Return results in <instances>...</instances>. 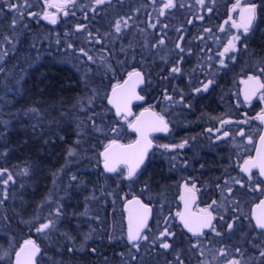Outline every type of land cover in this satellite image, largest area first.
Segmentation results:
<instances>
[{"label":"trees","instance_id":"trees-1","mask_svg":"<svg viewBox=\"0 0 264 264\" xmlns=\"http://www.w3.org/2000/svg\"><path fill=\"white\" fill-rule=\"evenodd\" d=\"M74 1L77 2V0ZM8 2L10 0H0V10H3L4 5ZM144 2L145 33L155 36L157 35L158 21H166V26H169V23L173 21L174 7L163 10V5L167 0H155V2L144 0ZM75 4L77 5L75 2L70 3L68 8H64V11L68 12V16H64L63 13L58 14L59 22L56 24H51L42 18H39L37 23V18L29 15H25V26H22L21 22L16 25L15 29L6 26L4 20H7L8 17L1 18L2 21H0V41L3 40V36L15 37L12 50L6 52L0 60V169H7L15 180V183L9 182L7 186L0 183V200H3V203L0 204V234L15 236L18 240L17 244H20L22 239H33L43 246L44 251L45 246L42 244V240L36 239L34 236L35 222L25 220L33 202L43 198L46 193L50 194L52 191L50 187H54L52 183H49L48 169H50V175L63 173L62 169L68 163L62 160L70 148H76L80 158L77 164L72 163L73 159H71V165H77L73 167L78 170L90 168L95 164L94 169L100 167V152L105 143L119 138L116 133L112 132L111 122L115 121V116L107 104L108 92L114 85L121 82L128 72L135 68L147 72L148 66L155 61L148 57L150 51L147 49L151 48H146L148 44H144L141 34H136L131 50L117 48L118 45L120 46V41L121 44H125V39L128 36L131 37L130 34L124 33L123 25L120 33L115 32L114 22L121 18L126 19L124 12L126 5L122 3V0H110L102 5H97L93 0L91 5H87L84 12L79 14V18L74 10ZM41 6H43L42 1ZM162 10L164 15H160ZM43 12L44 10L40 13ZM160 23L158 22V24ZM151 24H155L156 27H151ZM77 25L84 26L81 32L77 30ZM89 31L92 33V37H89ZM161 31H165V28H162ZM80 33L86 34L83 38V49L87 47L93 49L90 56L94 62L90 66L94 74L87 76V79H92L91 83H88L87 80L83 82L81 78V71L85 68L83 65L81 67L78 61H82L85 57L79 52L81 46L76 35ZM103 34L120 36V40L113 42ZM97 35L102 43L95 41L94 37ZM115 54H117L116 57ZM153 65H157L156 62H153ZM151 76L154 74L147 76L148 83L144 93L156 97L157 76L154 78ZM96 90L102 92L103 100L95 105L96 108L92 103L91 105L84 104L81 108L78 102L93 97ZM34 108L38 110L37 113L31 111ZM104 112L108 114L106 119L101 118ZM89 117H92L99 130L90 127ZM21 119H24V131L18 126ZM109 119L110 121H105ZM77 127H79V131L76 130ZM59 137H63V139ZM19 138L22 139L21 143H17ZM78 140L79 144L76 143ZM45 141H49V143L46 144ZM13 142L16 143L14 145L20 146L18 148L10 147L9 144L11 145ZM25 159L27 162L21 165V168L31 169L32 173L23 175L22 171L14 172V163ZM68 168L72 170V166ZM68 173L72 174L71 171ZM68 173L66 171L65 174L67 181L71 177L67 176ZM4 178L6 177H0V180ZM65 183L66 185L71 183L73 186L75 184L71 181ZM74 191L73 188L72 191L69 189L72 199L76 193ZM16 193L21 201L12 202L11 197ZM71 203L74 204L72 200ZM107 216L105 211L99 215L100 218L105 217L106 221ZM65 217L67 218V216ZM65 223L67 221L64 222V225ZM64 225L59 224L60 232ZM123 226L122 222V235L118 243L108 242L106 239L95 240L92 243L94 247L98 242V247L95 248L98 249L99 255L78 253L75 256H70L65 252L61 255V261L67 264H98L99 259L102 260L103 257L110 256L111 262L119 264L122 263L121 253H124V256L129 255V257L131 254L136 257L137 255L142 256L143 253L149 256L154 248L149 246L147 250L145 247L143 249L142 243L140 253H137L124 237ZM66 227L69 230V226ZM182 243V241L177 243V246L181 247L174 253L172 251L174 249L164 251L166 256L170 254L169 257L172 260L167 259L162 263H174L176 252L180 253L184 263H192L194 253ZM51 246L53 249L54 244ZM57 250L58 247L55 251ZM55 257H58V254L54 256V259Z\"/></svg>","mask_w":264,"mask_h":264},{"label":"flooded vegetation","instance_id":"flooded-vegetation-1","mask_svg":"<svg viewBox=\"0 0 264 264\" xmlns=\"http://www.w3.org/2000/svg\"><path fill=\"white\" fill-rule=\"evenodd\" d=\"M41 1L44 11L55 13L57 18L59 13L64 14V10L58 7L48 8L44 0ZM256 1L249 0L248 3L254 2L257 5ZM49 2L63 4L64 0H49ZM74 2L77 3L74 6V10L79 18V14L84 12L85 7L91 5L93 0H77V2ZM122 3L126 5L124 12L129 25L124 28V33L144 34V0H122ZM237 3L239 6L235 11H231V6ZM69 4H67L66 8L70 6ZM246 4L242 3L241 0H229L225 4L228 10H221L216 17L217 20L214 21L208 20L211 16H203L202 13L197 16L189 14L187 19L190 26L185 32L182 30L184 33L182 35H184L183 42L186 45L184 50L189 51L190 55L187 57L181 56V73L175 76L170 73V68L175 66L178 59L181 58L175 55L174 51L176 49L173 46L170 47L171 51L168 52L167 56L157 57V96H148L143 90L145 102L136 106L134 110L137 116L143 109H154L165 117L169 130L167 133L152 135L156 146L150 153L146 164L133 181L125 178L122 180V184L125 182L127 184L130 182L133 184L138 183V188L135 190H128L126 188L127 185H123L125 196L122 197V201L117 206L124 225L125 238L127 237V225L124 203L136 196L153 208L154 216L149 229L152 230L158 220L162 222L165 217H169L172 225L171 230L175 231L178 238L173 246H177V243L185 240L197 242L195 237H191L184 232L178 218L171 219L177 211H183L184 209L180 196L184 194L183 185L186 182L189 186L194 183L197 189L195 193L196 200L192 208L194 212L198 208L207 207L214 200L217 205H222V207L213 206V214L217 216V220L213 221V223L216 224L217 231L223 233V236L218 237L211 230L206 231V236L202 238L201 245H204V243L207 245V240L211 238L216 244L220 242V245H223L225 242L228 232L217 223L219 215H223L227 222H231L229 220L230 216L238 215L242 225L243 221H247L251 233L261 234V231L255 227L252 221L251 212L252 206L264 197V193L252 191L251 186L259 183L262 179L257 171H252V180H249L248 174L241 171V168L243 162L254 155L258 139L263 131V125L257 117L264 112V100L260 99L261 93L251 101L245 100L244 90L246 86L244 83L241 85L240 75L237 100L234 98L235 94L226 93L227 85L230 83V77L226 72L236 71L237 74L242 71L253 72L258 61V43L256 38V34H258L256 32L258 9L257 21L247 36L243 35L242 29L238 30L232 26L233 22H240V12ZM187 7L190 6L187 5ZM207 13L210 12L207 10ZM129 17L131 19H128ZM199 17L203 18L200 19ZM225 21H228V23H225ZM57 22H59V19H57ZM221 28L224 30L221 31ZM157 29L160 30L157 35L161 40L163 39L162 33L164 31H161L159 27ZM234 35H241V40L237 45L240 50L235 53L236 60L226 59L227 68H222L219 64L220 57L217 54L223 51L227 41ZM245 43L248 45L247 49L243 47ZM228 55H232V53ZM134 70H140V68H135ZM209 71H221L223 73L217 79V82L214 81L213 85L210 86L208 92L195 93L193 91L194 88L200 87L201 82H207L210 79L209 75L211 72ZM226 74L228 78H226ZM260 79L264 81V76ZM165 92L172 96L171 101L165 99ZM181 94L184 96L183 103L180 102ZM186 104H191V107H186ZM222 120H231L232 123L221 125L220 122ZM123 121L127 124V131H130L128 123L133 120ZM244 121L247 122L244 123ZM208 129H212V131L209 132ZM216 129H220V131L217 132ZM224 131H228L229 135L227 137H223ZM241 131L244 132L243 136L239 134ZM129 133L133 137L132 141H134L136 138L135 134L131 131ZM217 137L222 138L217 139ZM249 137L251 138V143L249 142ZM123 140L121 142L124 144L132 142L126 139ZM185 140H187V144L183 148L162 147V145H179ZM121 170H123V166H121ZM95 173L98 178H101V174L104 178H116L119 176L118 173L109 175L104 172L101 152L100 167L96 168ZM234 179L240 180L244 186L241 187L239 184H235L233 182ZM225 181H227V184H225ZM145 185H147L148 189L152 188L155 191L156 200H149L140 192V188H145ZM217 185H220V187H217ZM228 187L232 188L230 196L227 192ZM261 188H264V184H261ZM106 191L109 194V189ZM108 197L110 198L109 195ZM234 200L239 201L238 209L233 203ZM106 203L108 206L106 205L105 212L109 215L108 207L111 206V202L107 201ZM160 205H163L162 210ZM149 229L145 234L149 235ZM238 229L240 230V227L236 228V230ZM236 230L233 234L237 233ZM238 247L241 248V245ZM253 252L256 253L253 255L259 254L258 250L253 249ZM236 255L240 259L241 253H236ZM259 259L262 258L260 257ZM187 264H195V262H187Z\"/></svg>","mask_w":264,"mask_h":264},{"label":"snow or ice","instance_id":"snow-or-ice-1","mask_svg":"<svg viewBox=\"0 0 264 264\" xmlns=\"http://www.w3.org/2000/svg\"><path fill=\"white\" fill-rule=\"evenodd\" d=\"M106 2H110V0H95L97 5H102ZM155 2V0H153ZM46 7H58L61 10L67 7V4L74 3V0H64L63 4L50 3L49 0H44ZM197 3L200 5H204L205 0H197ZM262 4H264V0H262ZM31 5L28 3V0H10L9 8L16 12V16L13 19L12 27L15 29L18 23H21L24 19V9L30 7ZM175 6L174 0H167L164 3V9L173 8ZM239 4H234L232 10L235 11ZM95 11V9H93ZM209 12L212 11L211 8L208 9ZM28 15L31 17L37 18V23L39 22V18L49 21L51 24L57 23V15L55 13H51L48 11L40 12H28ZM64 15L67 16L68 12L64 11ZM160 15H164L163 10L160 12ZM262 15H264V8H262ZM202 19L203 17H199ZM128 19H131L129 17ZM257 21V5L254 2H249L244 6L240 12V22H233L232 26L243 30V35L247 36L250 31H252L254 23ZM228 23V21H225ZM123 27H128V20L121 18L114 22L115 32L120 33ZM151 27L155 28V24H151ZM77 30L80 31L83 29V25H77ZM165 27H167L165 25ZM224 29L221 28V31ZM179 31V30H178ZM210 31V30H206ZM89 37H92V33L89 31ZM3 39L8 43L12 44L15 37L3 36ZM97 43H102L99 35L94 37ZM183 40V37H180ZM241 40V35L232 36L226 43L222 52H219L217 55L220 57L219 64L222 68H227V64L225 63L226 59L235 61L236 56L235 53L240 49L238 48V42ZM59 43V40H57ZM160 45L164 44V40L161 39L159 41ZM71 47V45H69ZM245 49H247L248 45L245 43L243 45ZM176 48L179 49L181 53L185 50L179 43L176 44ZM81 53L87 57L89 61L93 58L88 55V53L82 48L80 49ZM232 53V55H228ZM182 57L178 59L175 66L170 68V73L175 76L176 74L181 73L182 69L180 67V61ZM110 70L114 71V69ZM264 76V68L259 69V75H250L246 80L242 81L245 84L244 90V98L246 101L251 100V98L256 95L257 92H261L260 99L264 100V81H261L260 77ZM145 82L144 73L138 70H133L127 73V79L123 82V85L117 84L112 88L111 96L108 98V103L111 104L115 110L116 115L120 117L122 120L128 121L129 117L133 114L131 112V102L132 100H143L144 97L140 96L136 89L140 84ZM214 81L212 79H208L207 82H201L200 87H196L193 89L195 93L208 92L210 86H212ZM175 91V90H174ZM93 97H89L86 100L79 101V106L83 108L84 104L91 105ZM165 99L171 101L172 96L168 95L165 92ZM180 102H184V96L181 94ZM186 107H191V104H186ZM33 113H37V109H31ZM147 113L151 119L145 120L143 119ZM261 121H264V112H262L258 117ZM89 123L92 124V127L96 130H99L95 121L92 117L88 118ZM247 121H244L246 123ZM221 125L232 123L231 120H222ZM128 127H130L133 131L139 134V139L130 144H121L117 139H112L104 148V151L101 153L103 158V168L108 173H118L125 179L129 181H133L134 178L137 177L141 166L144 165L145 159L147 157L148 151L152 148L153 143L150 138V134L152 132H167L168 123L165 120V117L159 113L152 112L150 109H145V112L141 113L140 116L135 117L133 121H129ZM209 132L212 129H208ZM217 132L220 129H216ZM112 132H117L116 128L112 129ZM241 136L244 135V132L241 131L239 133ZM79 135V133H78ZM229 135L228 131L223 132V137H227ZM63 139V137H59ZM222 137H217V139H221ZM249 142L251 143V138L249 137ZM45 143H49V141H45ZM80 141H77L79 144ZM187 144V140L183 141L179 145H162L164 148H183ZM261 149L257 152L256 158H249L243 162V166L241 171L248 174V179L252 180V169H258L259 175L264 177V136L260 137ZM76 155L75 149H69L68 156L73 157ZM121 166H123V170H121ZM23 175L29 174V169L24 168L22 170ZM0 177H6L0 180L4 186H7L9 182L15 183L14 177L11 172L7 169H0ZM72 180H76L77 177L75 175L71 176ZM235 184H239L241 187L244 185L240 180L233 181ZM227 184V181H225ZM261 184H264V181H260L259 183H255L251 186L252 191H261L264 193V188H261ZM220 187V185H217ZM147 185H145V189ZM184 194L180 196V200L183 201L184 209L183 211H177L174 217L171 219H177L182 223L183 227L187 229L189 233L192 234L193 237L196 238V243L192 245L196 250H200V244L202 243V238L206 236L205 229H210L215 236L222 237L223 233L221 231H217L216 224L213 221L217 220V216L213 214L214 208L222 207V205H217V202L214 200L211 204L204 208H198L196 212H192L190 205L196 200V186L193 183L191 186L186 182L183 185ZM227 192L229 196L232 193V188L228 187ZM6 198V191H5ZM3 203V200H0V204ZM233 203L236 206V209L239 208V201L234 200ZM128 205V229H127V242L131 244V248L135 249L137 252L140 251L141 245L144 242V247L147 250L149 246H152L154 249H160L167 252L170 249H173V244L176 243V233L171 230L172 225L170 223V218L165 217L162 222L160 220L157 221V231L151 232L149 229V233H151L152 238L149 239V235L145 234L144 230L148 228V220L152 215V208L143 203L140 199L133 197L131 200H127ZM161 210L163 209V205H160ZM235 211V209H234ZM64 216L63 205L56 202V207L54 211L50 212L48 217H45L43 222H40L39 219L35 221V231L37 233H41L47 236H53L58 234L59 237H62L64 240L68 241L72 246H65L63 250L60 252V255H63L64 252H67L70 256H75L78 253H87L93 256L99 255V251L95 247H88L87 241L92 239L91 234H87L82 238V243L79 247L76 246L75 238L71 237L67 232L59 231V222ZM229 220L231 222L225 221L223 215H219V220L217 223L221 225L223 229H225L229 235H231L237 227H243L240 223V216H230ZM255 227L261 230V234L264 235V200H261L259 204L256 205V213H255ZM111 239V237L109 238ZM56 240L54 243H58ZM131 252V249H129ZM234 251L236 253H241L242 250L239 247H235ZM41 247L37 242L33 239H28L24 242V245L20 248L18 252L15 253V264H36V257L41 255ZM203 251H200V255L203 256ZM121 257L124 256V253L120 254ZM217 256L223 258L225 264H241V259L233 256L228 247H221L217 250ZM259 256L264 259V249L259 251ZM132 260L136 259V256L133 255L131 257ZM55 264V262H53ZM63 264V262H61ZM104 264H109L108 259L104 257ZM174 264H184L183 260H181L180 253L176 252L174 255Z\"/></svg>","mask_w":264,"mask_h":264},{"label":"rangeland","instance_id":"rangeland-1","mask_svg":"<svg viewBox=\"0 0 264 264\" xmlns=\"http://www.w3.org/2000/svg\"><path fill=\"white\" fill-rule=\"evenodd\" d=\"M176 1H177V5L174 6V9H173V16H172L173 21L169 23V26H167V28L165 27L166 21L164 20L158 21L161 23L160 25L158 24L157 27L161 29L165 28L164 33H162V37L164 40V44H163L164 46L159 44L160 39L158 35L154 36V34L150 35L149 33L141 34V36H143L144 44H148L146 48H149V47L151 48L149 50L147 49V51H150V55H148V57L152 58L151 60L154 59L155 61L153 62L154 63L156 62V64H157V57L167 56L168 52L171 51L170 49L171 46H173L174 49H176V51L174 52H175V55L177 56L187 57L190 55L189 51H185L183 52L184 54H182L180 53L179 49L176 48L177 43H179L183 48H185L186 46L184 44L185 42H183V40H181L180 37L184 36L182 35L184 34L183 32H185V30H187V28H189L190 26V23H188L189 21L187 19V17H189V14H195V16H197L198 14L202 13L203 16H208V15L211 16L208 18V20L211 19L214 21V20H217L216 17L219 15V12H221V10L223 9L228 10L227 5L225 7V4L229 2V0H205L204 5H200L197 3V0H174V4H176ZM241 1L242 3L243 2L248 3L249 0H241ZM256 2H257V9H258V24L256 27L257 28L256 32L258 33L256 34L257 43H258L257 65L255 66V69L253 72L252 71H242V72H239L238 74L236 71L226 72L230 77L229 78L230 83L228 82L229 84L227 85L226 93L230 94L231 92L232 94H235L234 96L235 100H237L238 88L240 87L239 75H240L241 85H242L243 84L242 81L246 80L248 76L259 75V69L264 68V15H262V8H264V4H262V0H257ZM9 3L10 2L4 5L3 10H0V21H2L1 18L4 19L8 17V19L4 21L6 22V26L8 28H11L13 19L16 16V12L13 10H10ZM28 3L31 6L24 9V18H25V15L28 16V12H41L43 10L42 9L43 6H41V0H28ZM187 5H189L190 7H187ZM209 8H211L212 11L210 13H207V10ZM232 8L233 6H231L230 8L231 11H232ZM24 22H26L25 19H23L21 23L22 26H25ZM81 31L82 30H80V32ZM159 31L160 30L157 29V34ZM130 35L131 37L128 36L127 39H125V44L124 43L121 44V41H120V46L118 45L117 47L118 49L123 48L125 50H131L133 48L134 46L133 40L136 37V34L135 36H134V33ZM76 36H77V39L82 49L83 48L82 43L84 41L83 38L84 36H86V34L80 33V34H77ZM104 37H108V39H111L113 42H117L120 40L119 39L120 36H116L114 34L110 36H108V34H105ZM122 42H124L123 39H122ZM12 48H13L12 44H8L4 39L0 41V60L3 58L5 53L8 51H11ZM84 50L88 53V55L92 54L93 52V49L91 47L84 48ZM116 56L117 54H115V57ZM78 62L80 63L81 67L83 65L85 68V70L81 71V78L83 79V82H86L85 80H87L89 81L88 83H91L92 79L91 80L87 79V76H91L92 74H94L93 69L91 70V66H90L91 63L94 62V60L92 59L91 61H89L87 57H85L82 61L79 60ZM153 62H152V65L148 66L149 68L148 71L145 72L147 76L149 74H154V76H151L152 78L157 76V65L154 66ZM209 72H211L209 75L210 79H212L215 82H217V79H219V77L223 73L221 71H209ZM227 74H226V78H228ZM260 78H262V76ZM103 96L104 95L102 94V92H100L99 90H96L95 94H93L92 105L94 106L98 105L103 100ZM94 108H96V106ZM107 117H108V114H105L104 112L101 118L106 119ZM105 121L108 122L110 121V119L105 120ZM23 123H24V119H21L18 123L19 124L18 126L21 128V130L24 131L25 125ZM111 125H112V129L113 128L117 129V132H115L119 137L117 138V140L124 141L123 139H126L127 141L129 140L132 141L133 137L129 133L130 131L129 130H128L129 132L127 131V127L125 126L127 124H125L123 120H118L117 118H115V121L111 122ZM90 127H92V124H90ZM76 130L79 131V127H77ZM21 142H22V139L19 138L17 143H21ZM108 143L109 142H106L105 145H107ZM14 144L16 143L13 142V144L11 145L9 144V146L12 148L13 147L18 148L20 146V145H14ZM70 149H75L76 155L73 157H69L68 152H67L66 157L62 160L68 163L62 169L63 173H60L58 175L56 174L50 175L49 173L50 169H48L47 174L50 177L49 183L50 184L52 183L54 187H50L52 189L50 194L46 193V195H44L43 198L33 202L30 208V213L29 215L26 216L25 221L29 222L33 220L35 222L38 218L40 222H43L44 218L48 217L49 213L54 211L56 207V202L59 201V203L63 205V210H64V216L60 220L59 224L64 225V222L67 221L64 227L61 228V232H67L71 237L75 238L77 247H79L80 244L82 243V238L89 233L91 234L92 239L87 241V246L90 248L91 246L93 247L92 243L95 240L99 241L100 239L101 240L106 239L108 242L118 243L120 241L119 238L122 235V220H121L120 212H118L117 206L119 202L122 201V197L125 196V194L123 193L124 191L123 185L126 184L127 185L126 188L128 190L130 189L135 190L136 188H138L137 186L138 183L133 184L130 182L127 184L125 182L124 184H122V180L124 177H122L121 175H119L116 178H104L102 177V174H101V178L100 177L98 178L95 173L96 169H94L96 164L95 166H91L90 168H86L84 170H78L77 168H75L77 165H71L70 161L71 159H73L72 163L77 164L78 161L80 160L79 153L77 152L76 148H70ZM26 162H27L26 159L23 161L22 160L16 161L13 165L14 172L18 170L21 172L23 170V168H21V165H24V163ZM70 166H72V170L68 168ZM66 171L67 173L70 171L72 172V174L68 173L67 176L75 175L77 179L72 180L70 177L69 181H67L68 179H65ZM30 172H31V169H29V174ZM70 181L75 183L74 186L71 183L66 185L65 182H70ZM72 188L76 191L75 195H73V199L71 198L72 193L69 194V189L72 191ZM107 189H109V194L106 191ZM140 192H142L144 196L147 197L149 200H156V193L155 191H153L152 188L145 189L143 187V188H140ZM108 195L110 196V198L108 197ZM18 196L19 195H17V193L13 194L11 197L12 202L21 201L20 200L21 198H18ZM71 200L74 202V204L71 203ZM107 201L111 202V206L108 207L109 215L107 216V221H106L105 217L100 218L99 215H102L105 211L106 205L108 206V204L106 203ZM244 202L246 203L245 200ZM65 216H67V218ZM243 217H246V216H243ZM66 226H69V230L66 229L67 228ZM64 228L67 231H65ZM99 229H101L102 231L101 232L98 231ZM156 231H157V222L155 223L151 232H156ZM33 232H34V236L36 237V239H39V240L41 239L42 244L45 246V251H43L42 256L39 258L38 264H53V262H55V264H61L62 256L59 255L60 252L63 250L65 246L71 247L72 245L69 244L68 241L64 240L62 237H59L58 234L46 237L45 235L41 233H37L35 229L33 230ZM236 232H237L236 234H233V233L231 235L227 234L223 245H220L221 244L220 242L216 244L212 238L208 239L209 241L207 240V245L206 243H204V245H201L202 243L200 244L199 251L192 247V245L195 244L196 242H190V241L185 240V241H182L183 242L182 245L185 244V246H188L190 250H192V252L194 253L193 262H195V264H225L223 258L216 255L217 250L221 247H228L231 254L238 258L234 249L235 247H238L239 245H241V249H242V254L240 257L241 264H264V259H259L260 258L259 254L253 255L256 253L254 252L252 253L253 249L258 250V252L261 249H264V235L251 233L250 226L247 224V221H243V227H240V230L238 229L236 230ZM110 237L111 239H109ZM151 238H152L151 233H149V239ZM25 240H28V239H25ZM25 240L22 239L20 242H23ZM56 240H58L59 242L54 243V241ZM17 242L18 240L15 238V236L8 235V234L5 235L3 233L0 234V264H12L13 255L20 245V244H17ZM144 243H147V242H144ZM144 243H143L142 248L144 247ZM38 244L41 245L40 243ZM51 244H54L53 249H52ZM55 245H56V248H55ZM96 246L98 247V242L94 245V247ZM57 247H58V250L55 251ZM179 247L181 246H174L173 247L174 250L172 249L171 250L174 253V251H177ZM200 251H203L204 253L203 256L200 255ZM137 253H140V251H138ZM57 254H58V257H55L54 259V256H56ZM165 254L166 253H164V250L153 249L149 256H146V254L143 253L142 256L137 255L135 260L131 259L133 254H131L130 257L129 255L124 256L121 258L122 263H119V264H155V263L164 264L162 263L163 261L167 259L172 260L170 259L171 257H169L170 254H168L167 256ZM106 258L108 259L109 264H114L113 261L111 262L112 259L110 256ZM97 262L98 264H104V259L102 260L99 259ZM63 264H67V263L63 262ZM68 264H72V263H68ZM184 264H187V262H185Z\"/></svg>","mask_w":264,"mask_h":264},{"label":"water","instance_id":"water-1","mask_svg":"<svg viewBox=\"0 0 264 264\" xmlns=\"http://www.w3.org/2000/svg\"><path fill=\"white\" fill-rule=\"evenodd\" d=\"M138 71H141V70H138ZM141 72H142V71H141ZM143 73H144V72H143ZM144 77H145V82H144L143 84H140V85L137 87V89H136L137 93H138L140 96H143V97H144V95L141 93V90L144 89V87L146 86V82H147V79H146V75H145V74H144ZM126 79H127V76H126V77H125L120 83H118V84L123 85V82H124ZM116 85H117V84H116ZM116 85H115V86H116ZM115 86H113V87H115ZM113 87H112V88H113ZM112 88L110 89V91H109V93H108L107 103H108V98L111 96ZM259 93H261V92H257L256 95H254V96L251 98V100H253V99H254ZM251 100H249V101H251ZM144 102H145V97H144L143 100H132L131 105H130V108H131V112H132L133 115H132L131 117H129L128 120H134V118H135V116H136V112H135L134 108H135L136 106H138V105H141V104L144 103ZM108 106H109L110 109L113 110L115 116H116L117 118H120V117H118V116L116 115V110H115V108H114L111 104H109V103H108ZM147 109H150L152 112H156V113H157V111H155L154 109H151V108H147ZM143 112H145V109H143V110H142V111H141L136 117L140 116V114L143 113ZM143 119H145V120H149V119H151V117H150L147 113H145V116H144ZM259 120H260V119H259ZM260 122H261L262 125H263V131H262V133H261V135H260V137H261V136H264V121H261V120H260ZM129 128H130V127H129ZM130 131H131L132 133H134L135 136H136V138H135L134 141H136L137 139H139V134H138V133H136L135 131H133L131 128H130ZM167 132H168V131H167ZM167 132H152V133L150 134V138H151V140H152L153 146H152V148H150L149 151H148V154H147V157H146V159H145V163H144V165L146 164V162H147V160H148V158H149L150 153L154 150V148H155V146H156L155 141L152 139V135L157 134V133H167ZM260 137H259V139H258L257 148H256V150H255V153H254V155H253L251 158H256V157H257V152H258V150L261 149ZM134 141H132V142H130V143H133ZM118 142L121 143V144H124V143H122V142H120V141H118ZM130 143H126L125 145L130 144ZM103 151H104V149L102 150V152H103ZM102 152H101V153H102ZM101 157H102V156H101ZM144 165L141 166V169L144 167ZM102 167H103V158H102ZM141 169L139 170V172L141 171ZM103 170H104V168H103ZM252 171H257V172L259 173V170H258V169H252ZM104 172L107 173V174H110V175H114V174H116V173H108V172H106L105 170H104ZM139 172H138V173H139ZM259 176H260V175H259ZM260 178L262 179V181H264V177H261V176H260ZM135 197H136V196H135ZM136 198L140 199V200L143 202V200H142L141 198H139V197H136ZM131 199H133V197L130 198V199H128V200H131ZM261 200H264V197H263L262 199H260L257 203H255V204L252 206L251 217H252V221H253L254 225H255L256 205L259 204ZM143 203H144V202H143ZM145 204H146V203H145ZM193 205H194V203H192V204L190 205V208H191V211H192V212H194L193 209H192V208H193ZM149 206H150V205H149ZM150 207L152 208V206H150ZM124 211L126 212V219H125V221H126V225H127V229H128V205H127V201L124 203ZM153 216H154V211H153V208H152V215H151V217H150L149 220H148V228H146V229L144 230V232H147V231H148V229H149V227H150V225H151V222H152V220H153ZM181 226H182L183 230H184L188 235L192 236V234L189 233V232L187 231V229H185V228L183 227L182 223H181ZM257 229H258V228H257ZM258 230L261 231L260 229H258ZM206 231H210V229H205V232H206ZM25 241H26V240H25ZM25 241H24V242H25ZM24 242L21 243V245H20L19 248L15 251V253L18 252V251L20 250V248L24 245ZM37 244H38V243H37ZM40 247H41V250H42V252H41V255H42V253H43V248H42V246H40ZM15 253H14V255H13L12 264H15ZM41 255H39V256L36 257V264H38V260H39V258L41 257Z\"/></svg>","mask_w":264,"mask_h":264}]
</instances>
